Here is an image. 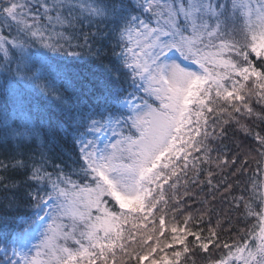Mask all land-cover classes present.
<instances>
[{"label": "snow or ice", "instance_id": "1", "mask_svg": "<svg viewBox=\"0 0 264 264\" xmlns=\"http://www.w3.org/2000/svg\"><path fill=\"white\" fill-rule=\"evenodd\" d=\"M262 132L264 0H0V264H264Z\"/></svg>", "mask_w": 264, "mask_h": 264}, {"label": "trees", "instance_id": "2", "mask_svg": "<svg viewBox=\"0 0 264 264\" xmlns=\"http://www.w3.org/2000/svg\"><path fill=\"white\" fill-rule=\"evenodd\" d=\"M82 55L86 56V53H84ZM244 122L246 123V121H244ZM253 127H254L255 131H260V128L255 127V126H253ZM261 134H264V132H262ZM229 137H230L229 140L226 141L225 143H228L229 146L233 150H235V144L239 143L242 140L243 133L237 132L236 135L233 136L232 132L230 131ZM248 143H251V141L249 140ZM208 167H209L208 165H201L202 169H207ZM255 168H256V165L253 163L251 165V168H250L249 172L246 173L244 176L239 178L240 181H241V187L244 186V184L248 180L249 176H251L253 174L252 169H255ZM212 170L214 171V173L217 171L215 169L214 165L212 166ZM229 172H230L229 169H225L224 173L215 174L213 176V184H218L219 181L222 179L223 175H227ZM189 177H191V173H189ZM206 179H207L206 172L202 171L201 174H200V180L205 181V183L203 185H201L200 187L190 186V188H192V191L197 193V196L193 197L192 200H188V203L192 205L193 209H196V208L200 207V204L198 202L199 200L207 199V200L210 201V206L214 205L217 209H220L221 207L227 208V206H228L227 203L222 204V202H221V198L223 196H227L228 195L227 193H224L223 185H220L219 191H215L214 190L213 193H210L209 192V186L206 183ZM236 179H237L236 177L229 176V182H234ZM165 187H167V186H165ZM201 187L203 188V191H201ZM183 191H184V189L181 186L180 190H179V195L182 196ZM212 194H215L217 196V199L215 201H211ZM166 195L171 196L172 195V191L171 190L167 191ZM232 195H240V189L236 188L235 185H234V190L232 192ZM206 221H207V217L205 218V222ZM213 224H215V218H213Z\"/></svg>", "mask_w": 264, "mask_h": 264}]
</instances>
